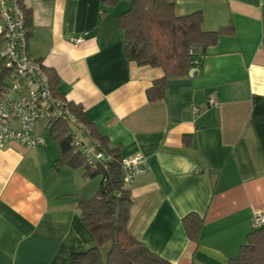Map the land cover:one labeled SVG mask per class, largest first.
<instances>
[{
	"label": "crops",
	"instance_id": "1",
	"mask_svg": "<svg viewBox=\"0 0 264 264\" xmlns=\"http://www.w3.org/2000/svg\"><path fill=\"white\" fill-rule=\"evenodd\" d=\"M21 1L31 13L28 58L57 75V94L121 159L146 160L149 172L125 185L128 233L171 264L236 258L264 215V0H173L176 17L200 12L203 32H229L152 102L146 92L164 73L125 58L118 17L128 2L101 16V0ZM58 159L51 139L0 148V264H78L72 256L94 246L77 201L92 198L101 178ZM190 213L203 221L196 243L182 226Z\"/></svg>",
	"mask_w": 264,
	"mask_h": 264
},
{
	"label": "trees",
	"instance_id": "2",
	"mask_svg": "<svg viewBox=\"0 0 264 264\" xmlns=\"http://www.w3.org/2000/svg\"><path fill=\"white\" fill-rule=\"evenodd\" d=\"M120 2L129 4V8L118 17V27L125 35L126 44L123 49L125 58L138 67L159 68L164 73L163 77L155 80L146 92L147 99L151 102L165 97L166 83L169 79L189 75L192 69L189 49L197 53L199 49L215 46L219 35L224 31L229 32L226 30L203 32L201 29L203 16L200 12L176 17L173 0H101V16L106 7H114ZM18 3L27 29L30 10L25 8L21 0ZM1 45L0 35V48ZM42 69L48 78L52 94L61 97L56 92L57 75L44 67ZM8 77L9 72L5 70L3 61H0V94L4 91L5 79ZM68 105L70 112L98 142L103 155L109 158L105 163L106 169L97 167L96 170H90L84 159L75 154L70 146L67 123L64 120L48 122V135L59 149L57 167L84 168L85 176L101 178L92 198L77 201L81 222L93 237L94 246L84 253L73 255L72 259L78 264H171L150 252L128 233L127 223L132 199L123 183L122 159L117 150L109 148L107 140L86 120L82 108L72 103ZM181 221L187 238L196 243L203 225L201 217L190 213ZM106 245H109V250L103 259L101 248ZM227 264H264V226L246 235L238 256L228 260Z\"/></svg>",
	"mask_w": 264,
	"mask_h": 264
},
{
	"label": "built area",
	"instance_id": "3",
	"mask_svg": "<svg viewBox=\"0 0 264 264\" xmlns=\"http://www.w3.org/2000/svg\"><path fill=\"white\" fill-rule=\"evenodd\" d=\"M19 0H0V61L9 72V83L0 94V148L10 143L24 145L30 149L45 143L43 131H48V122L64 120L68 126L67 136L74 153L84 159L90 170L105 168L109 161L100 151L98 142L90 136L89 130L81 124L69 110V102L55 97L49 87L48 78L39 63L27 56V29L25 18L19 8ZM73 46L84 40L70 37ZM189 61L192 68L199 64L196 51L189 49ZM208 105H213L208 99ZM196 111V110H194ZM124 185H130L136 178L149 172L146 160L135 155L121 160ZM264 226V215L253 217V228Z\"/></svg>",
	"mask_w": 264,
	"mask_h": 264
},
{
	"label": "rangeland",
	"instance_id": "4",
	"mask_svg": "<svg viewBox=\"0 0 264 264\" xmlns=\"http://www.w3.org/2000/svg\"><path fill=\"white\" fill-rule=\"evenodd\" d=\"M5 82H6V83H9V79L6 78V79H5ZM43 124H44V123H42V124L39 126L38 130H39V131H43V135H44V137H45V139H46V142H49L50 139H49L48 131H44V130H42Z\"/></svg>",
	"mask_w": 264,
	"mask_h": 264
},
{
	"label": "water",
	"instance_id": "5",
	"mask_svg": "<svg viewBox=\"0 0 264 264\" xmlns=\"http://www.w3.org/2000/svg\"><path fill=\"white\" fill-rule=\"evenodd\" d=\"M194 72H196V70H195V69H191L190 72H189V74L191 75V74H193Z\"/></svg>",
	"mask_w": 264,
	"mask_h": 264
}]
</instances>
